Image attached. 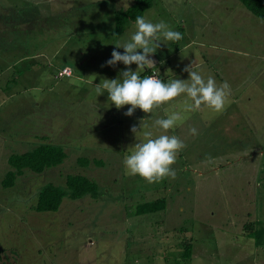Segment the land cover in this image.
Returning <instances> with one entry per match:
<instances>
[{"label": "rangeland", "instance_id": "1", "mask_svg": "<svg viewBox=\"0 0 264 264\" xmlns=\"http://www.w3.org/2000/svg\"><path fill=\"white\" fill-rule=\"evenodd\" d=\"M34 4L0 0V264H264V244L256 247L247 235L264 228V22L250 18L238 0H154L144 11L147 21L164 22L182 36L177 42L161 37L155 57L177 65L174 74L180 78L175 79H189L184 69L195 60H211V43L237 47L236 53L219 51L216 65L232 85L224 110L185 113L164 133L155 120L167 118L184 96L129 117L130 105L118 110L94 86L121 73L122 62H106L115 45L129 40L135 22L112 35L114 12L133 0H41L37 8L45 31L34 29ZM24 18L32 30L23 27ZM65 20L73 27H61ZM199 31L205 48L199 41L190 43L196 35L199 40ZM39 42L45 54L42 73L27 72L26 79L5 88V77L17 75L21 67L17 63L8 70V65ZM84 57L88 60L81 64ZM64 63L80 78H55L54 67ZM205 66L195 70L209 74ZM141 121L145 127L135 135L131 129H139ZM143 131L153 138L175 135L184 143L172 166L175 178L149 183L125 173V151L144 140ZM43 144L63 149L62 164L41 174L25 169L12 186L3 187L7 158ZM79 158L89 163L82 165ZM71 174L93 179L98 197H65L56 212H36L41 187H64ZM159 197L167 199L164 210L133 214L134 206ZM256 221L260 227L248 225ZM181 243L192 246L189 262H179Z\"/></svg>", "mask_w": 264, "mask_h": 264}, {"label": "clouds", "instance_id": "2", "mask_svg": "<svg viewBox=\"0 0 264 264\" xmlns=\"http://www.w3.org/2000/svg\"><path fill=\"white\" fill-rule=\"evenodd\" d=\"M163 37L170 42L182 39L178 31H173L164 22L153 23L142 16L135 18V31L129 40L123 44L115 45L111 59L107 66L123 63L128 70L122 71L117 79L101 80L95 85L96 91L108 95V100L119 110L130 105L126 116L131 117L137 109L144 113H151L154 108L176 101L184 96L179 105H174L176 110L171 111L167 118L155 120L154 126L162 129L164 133L174 128L186 117L185 113L197 112L208 109L214 113L224 110L228 97L231 94L227 81L217 84L209 75L205 76L195 70L193 63L184 69L189 74V79H172L165 83L156 76L141 78L139 70L146 66L155 65L150 59L160 47L158 43ZM137 65L138 70L132 71L131 65ZM141 121L140 128L133 126L131 131L136 135L145 126ZM191 134H197L195 128L190 129ZM144 140L129 146L128 154L124 156L123 164L125 173L130 176H140L149 183H156L164 178H175L173 165L177 154L185 147L184 143L175 135L161 134L153 138L151 131H143Z\"/></svg>", "mask_w": 264, "mask_h": 264}, {"label": "trees", "instance_id": "3", "mask_svg": "<svg viewBox=\"0 0 264 264\" xmlns=\"http://www.w3.org/2000/svg\"><path fill=\"white\" fill-rule=\"evenodd\" d=\"M246 9L256 18L264 22V0H238ZM154 0H133V4L124 9L114 12V30L113 34L119 36L125 32L131 23L135 22L137 16H143L146 9L151 7ZM150 68V67H149ZM154 68V67H151ZM148 69V68H147ZM146 69V72L148 71ZM157 70V69H156ZM145 72V73H146ZM144 73V75H145ZM142 75V77H144ZM58 77V76H57ZM66 154L62 148L43 144L37 146L32 151H25L19 154H11L7 158V163L10 169L5 173L1 183L3 187H10L14 184L17 176L23 174L24 170L41 174L44 171L54 168L62 164ZM78 161L82 165L89 163L88 159L79 158ZM94 163L100 164V160H94ZM84 195H89L94 198L98 196V185L86 175L71 174L66 176L64 187H57L52 184H46L39 190L34 210L38 213L56 212L62 200L65 197L70 199H79ZM166 197H159L154 200L145 201L132 208L135 216L145 215L148 213L164 210L166 207ZM132 213V212H131ZM132 215V214H131ZM257 223V224H256ZM253 226H259L258 222L249 223ZM245 230H248L247 225H244ZM260 227V226H259ZM248 238L254 240L256 247L264 244V228L260 227L249 232ZM180 261L189 262L192 257V246L190 243H181Z\"/></svg>", "mask_w": 264, "mask_h": 264}, {"label": "crops", "instance_id": "4", "mask_svg": "<svg viewBox=\"0 0 264 264\" xmlns=\"http://www.w3.org/2000/svg\"><path fill=\"white\" fill-rule=\"evenodd\" d=\"M34 2H35V4H34V13H36L38 11V13H36L37 21H35L36 23L34 24V26H35L34 29L35 30H38L39 29L41 31H45V30L42 29V27L44 26V24L42 23V15L39 14V12H40L39 10L42 11V9H38L37 8V4H40L41 3V0H34ZM188 4L189 5H186L188 8L194 9V10L197 11L198 8L196 6H193L189 2H188ZM66 10H69V9H66ZM66 10H61V11H59V13H61V12L64 13ZM243 13H245V15H246V12H242V14ZM248 14H249V16L252 15L251 13H248ZM246 16H248V15H246ZM250 18H254V17L251 16ZM205 19H207V16L205 17ZM28 22H31V21L29 19L24 18L23 19V24H24L23 27L25 29H28L29 28V30H32L33 29V26L29 25ZM85 23H90V22H85ZM182 23H184L183 20L179 21L178 24H182ZM65 25H67L68 27H73L74 23H72L70 21H67V20L62 21L61 22V27L65 26ZM203 27L204 26L201 24V29L202 30H203ZM260 28H263L264 29V27H260ZM53 29H54L53 26H51V28L49 29V31H51ZM85 29H86L85 31H89V26H86ZM75 31H76V29H75ZM196 34H200L199 40L196 39V37H197V35H196L194 41H191L190 43H193L195 41H199L198 42V46L205 48L204 47V44H203V38H204L203 31H199ZM213 34H214V36L216 35V30H214ZM112 35H113V32H112ZM23 46L26 48L27 44H24ZM99 48L101 49L103 47L100 46ZM211 48H212V53H214V56H211L212 53H211V55L209 54V56H211V60L209 58L208 59L203 58V59H200L198 61L195 60V62L193 63V66H194L195 69L196 68H199L200 69V67H203V66L206 65L205 66V71L208 72L209 74H204L203 73V70L201 71V73L205 76V78L207 76L211 75L215 79L216 83L219 85L220 82H225L226 81V79L223 77V74H224L225 70L223 68H221L222 69V73L220 75L218 74L219 73V69L216 70V65L220 63L218 60L221 59L219 51L225 50V51H228L229 53L230 52L231 53H236L237 52V47L234 44H232L230 46H227V45L224 46L222 44L215 45V44L211 43L210 49ZM21 49H22V46L19 44L18 50H21ZM29 49H30V53L29 54L26 53V52H24V51H22V53L20 55H18V57L16 59L13 60V63L10 64V65H8V68H7L8 70H10V68H13L17 63L21 67H20V72L17 75H14L13 74L10 77H5L6 78L5 79V83H4V87L5 88H8V84L9 83L15 84L16 81H19L20 80V78L26 79L27 72L34 73V75H37V74H41L42 73V64H43V58H44V55H45L43 53V49H44L43 48V45L41 44V42H39L38 44L35 43L33 46L31 44L30 47H29ZM156 55H157V53H155L153 56L150 57V59H152V60L154 58L153 61L155 62V65L146 66L145 68L140 69V71H141V74H140L141 78H143L142 75H144V73L146 72V69L148 67H154L155 69H157L158 74L160 73V75L163 77L161 79L163 82H165L169 78L170 79H175V77H178L177 75L174 74V71H176V66L177 65L171 64L169 62V60H166V62H164L163 57H159L160 60L159 59H155ZM262 55H264V54H262ZM200 58H202V56ZM87 60H88V58L84 57L82 60H80L81 61V64L82 63H86ZM262 60L264 61V59H262ZM206 61H210V64L211 63H213V64H211L209 66V64H207V63L205 64ZM191 64H189L188 66H191ZM54 68L56 69V72L57 73L60 72V71H62L63 69H67V68H69L70 71H71V74L70 75H67V76H63V77H57V76H55V78L57 77V79L59 78V79H66V80H68V79H70L73 76H75L77 79L80 78L79 75H75L74 74V69L70 65H68V63L62 64V66H59V68H57V67H54ZM131 68H132L131 69L132 71H137V68L136 67L135 68L131 67ZM126 70H128V67L123 64L122 65V68L120 69V72L126 71ZM57 73H55V74H57ZM89 74H92L93 75L95 73H92L90 71ZM230 75H233V72L230 73ZM99 76L101 77V75H99ZM178 78H180V77H178ZM95 85H98V83H94V86ZM0 88H2L1 85H0ZM230 88H232V85H230ZM173 102H171L172 105H173Z\"/></svg>", "mask_w": 264, "mask_h": 264}, {"label": "built area", "instance_id": "5", "mask_svg": "<svg viewBox=\"0 0 264 264\" xmlns=\"http://www.w3.org/2000/svg\"><path fill=\"white\" fill-rule=\"evenodd\" d=\"M148 71L145 73V75L144 76H156L157 78H159L158 77V72H157V70L155 69V68H149L148 67V69H147ZM71 74V71H70V69L69 68H67V69H63L62 71H60V72H58L57 73V76L58 77H63V76H67V75H70Z\"/></svg>", "mask_w": 264, "mask_h": 264}]
</instances>
